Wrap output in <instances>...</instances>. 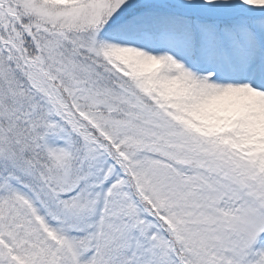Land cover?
Returning a JSON list of instances; mask_svg holds the SVG:
<instances>
[{"label":"snow or ice","instance_id":"snow-or-ice-1","mask_svg":"<svg viewBox=\"0 0 264 264\" xmlns=\"http://www.w3.org/2000/svg\"><path fill=\"white\" fill-rule=\"evenodd\" d=\"M0 264H264V0H0Z\"/></svg>","mask_w":264,"mask_h":264}]
</instances>
